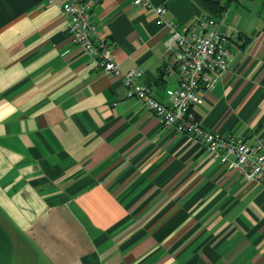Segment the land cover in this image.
<instances>
[{
	"label": "crops",
	"instance_id": "obj_1",
	"mask_svg": "<svg viewBox=\"0 0 264 264\" xmlns=\"http://www.w3.org/2000/svg\"><path fill=\"white\" fill-rule=\"evenodd\" d=\"M136 0H97L120 70L171 106L167 31ZM229 35L228 69L195 107L207 130L264 140V9L212 15L150 0ZM65 0H0V264H264V183L165 128L123 76L70 39Z\"/></svg>",
	"mask_w": 264,
	"mask_h": 264
},
{
	"label": "built area",
	"instance_id": "obj_2",
	"mask_svg": "<svg viewBox=\"0 0 264 264\" xmlns=\"http://www.w3.org/2000/svg\"><path fill=\"white\" fill-rule=\"evenodd\" d=\"M96 3L97 0H65L62 11L70 18L67 32L72 42L90 54L104 73L123 76L127 95L136 97L165 128L197 140L207 151L220 156L222 162L231 161L247 180L264 183V140L249 144L243 138L207 130L195 111L203 103L204 90L211 89L228 69L230 38L216 28L215 19L199 17L192 27L180 31L178 23L164 19L165 7L150 0L135 1L154 13L157 24L169 36L167 46L172 59L164 66V78L180 75V87L169 91L172 105L167 106L141 82L140 70H120L113 48L98 37L93 23Z\"/></svg>",
	"mask_w": 264,
	"mask_h": 264
},
{
	"label": "trees",
	"instance_id": "obj_3",
	"mask_svg": "<svg viewBox=\"0 0 264 264\" xmlns=\"http://www.w3.org/2000/svg\"><path fill=\"white\" fill-rule=\"evenodd\" d=\"M211 7L212 15L221 17L236 0H204Z\"/></svg>",
	"mask_w": 264,
	"mask_h": 264
},
{
	"label": "rangeland",
	"instance_id": "obj_4",
	"mask_svg": "<svg viewBox=\"0 0 264 264\" xmlns=\"http://www.w3.org/2000/svg\"><path fill=\"white\" fill-rule=\"evenodd\" d=\"M249 7L254 8L255 10L264 9V0H236L229 7L231 10L234 8L249 9ZM229 10V9H228Z\"/></svg>",
	"mask_w": 264,
	"mask_h": 264
}]
</instances>
